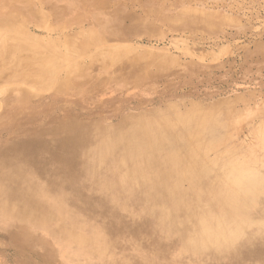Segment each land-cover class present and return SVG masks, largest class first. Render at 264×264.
Instances as JSON below:
<instances>
[{
  "label": "rangeland",
  "instance_id": "1",
  "mask_svg": "<svg viewBox=\"0 0 264 264\" xmlns=\"http://www.w3.org/2000/svg\"><path fill=\"white\" fill-rule=\"evenodd\" d=\"M2 2L27 8L11 26H0V167L19 164L22 172L2 176L60 186L67 206L98 226L104 256L88 263L77 252L76 264L80 258V264H264V233L242 234L225 252L187 256L179 247L187 243L183 234L158 229L153 206L135 217L138 204L125 210L123 199L107 200L71 153L81 152L80 143L98 126L120 127L126 118L159 112L175 122L170 108L183 115L203 107L221 123L220 135L210 138L222 140L208 148V160L226 158L233 153L228 148L240 157L251 149L264 159V0ZM134 89L143 90L138 99L129 94ZM204 121L194 128L197 134L201 128L202 141ZM8 202L18 207L21 201ZM260 203L264 213V195ZM46 204L54 207L43 198L38 212ZM55 208L46 211L54 221L60 218ZM9 218L0 214V264H74L73 247L38 236L45 233L32 225L22 231ZM179 218L178 232L190 223ZM17 241L37 253L19 254Z\"/></svg>",
  "mask_w": 264,
  "mask_h": 264
},
{
  "label": "bare ground",
  "instance_id": "2",
  "mask_svg": "<svg viewBox=\"0 0 264 264\" xmlns=\"http://www.w3.org/2000/svg\"><path fill=\"white\" fill-rule=\"evenodd\" d=\"M5 5L3 2L0 5L2 27L5 24L11 26L16 13H23L22 9L26 8L25 5L18 8ZM139 91L143 92L134 89L129 94L138 99ZM170 111H173L170 116H177V121L173 122L166 114L156 112L155 116L126 118L120 127L98 126L87 143H80L83 145L81 152L71 151L82 159L79 169L86 172L87 178L96 181L97 191L107 200L123 199L125 210H131L132 202L138 204L140 210L135 207L132 212L135 217L148 214L147 207L153 206L157 210L154 215L157 228H164L165 234H183L187 243L179 247L196 260L201 250L225 252L242 234H263L264 213L259 205L264 195V171L261 169L264 159L257 157L251 149L240 157L228 148L233 153L227 154L226 158L222 159L219 154L217 159L208 160L205 155L208 148L222 140L210 138L216 137L221 127V123L216 121L218 118H212L203 107H195L183 115L175 108H170L167 113ZM202 117L208 119L202 125L205 141L200 137L201 128L199 134L194 130L196 122ZM260 141L262 147L264 138ZM17 166L19 164L8 163L0 167V200H7L0 202V214L7 213L9 224L12 226L13 222H18L22 231L29 232L32 225L33 230L45 233L38 236H49L68 249L73 247L69 257L74 264L77 252L81 257L85 255L88 263L94 257L95 262L101 260L107 245L106 241H98V226L90 225L84 218L81 220L67 206L68 195L60 186L52 187L37 180L30 182V177L26 175L28 182L23 176L19 177L22 172L18 173L21 167ZM3 172L19 176L4 180ZM15 183L24 187L15 191L12 186ZM43 198L54 205L46 204L49 210L56 206L60 215L56 219L58 221L50 220L46 206L43 207L44 213L38 212ZM13 200L21 201L18 207L8 202ZM180 214H184L190 223L178 232L183 222ZM189 235H192L190 239ZM21 238L28 240V236ZM17 245L19 254L37 253L32 245L30 248L20 242ZM212 259L215 261L217 257ZM258 261L262 258L259 257ZM80 262L81 258L78 259Z\"/></svg>",
  "mask_w": 264,
  "mask_h": 264
}]
</instances>
